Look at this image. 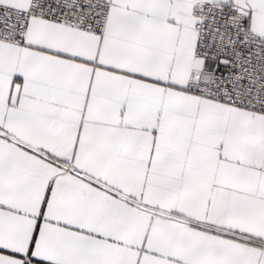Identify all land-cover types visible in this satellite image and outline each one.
<instances>
[{
    "label": "snow or ice",
    "instance_id": "6c2138e0",
    "mask_svg": "<svg viewBox=\"0 0 264 264\" xmlns=\"http://www.w3.org/2000/svg\"><path fill=\"white\" fill-rule=\"evenodd\" d=\"M0 264H264V0H0Z\"/></svg>",
    "mask_w": 264,
    "mask_h": 264
}]
</instances>
